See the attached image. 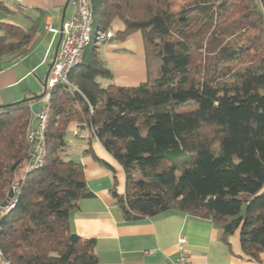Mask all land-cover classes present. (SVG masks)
Wrapping results in <instances>:
<instances>
[{"label": "trees", "instance_id": "obj_1", "mask_svg": "<svg viewBox=\"0 0 264 264\" xmlns=\"http://www.w3.org/2000/svg\"><path fill=\"white\" fill-rule=\"evenodd\" d=\"M90 9L95 29L120 19L114 37L140 33L146 80L102 86L98 78L113 75L91 43L69 74L72 86L0 105L2 264H99L95 240L69 225L70 211L92 196L83 165L65 158L73 121L122 167L124 193L112 196L124 219L167 211L210 219L223 240L238 229L243 254L260 261L264 0H90ZM0 30V56L23 54L35 35L34 25L0 22ZM47 93L45 157L26 172L34 151L30 105Z\"/></svg>", "mask_w": 264, "mask_h": 264}, {"label": "crops", "instance_id": "obj_2", "mask_svg": "<svg viewBox=\"0 0 264 264\" xmlns=\"http://www.w3.org/2000/svg\"><path fill=\"white\" fill-rule=\"evenodd\" d=\"M2 2L0 22L23 29L34 25L35 35L23 54L0 56V105L11 104L33 94L41 97L49 64L54 57L61 19L69 18L73 13L71 0ZM47 26L54 31L48 30ZM110 40L101 46L106 54L117 48L108 43ZM145 79L146 74L140 82ZM100 84L115 83L107 81ZM46 102V97H43L30 105L32 132L37 126L34 115ZM69 132L73 138L66 139L65 158L83 165L85 181L92 192L91 197L80 199L77 207L70 211L69 225L80 237L95 240L99 264H168L181 250L200 264H264V252L260 261L243 254L238 229L223 240L219 228L210 219L175 211L139 220L124 219L112 196L113 189L119 194L124 193L122 167L89 130H78L77 123L73 121L67 127L66 133ZM180 237L185 239L182 248Z\"/></svg>", "mask_w": 264, "mask_h": 264}, {"label": "built area", "instance_id": "obj_3", "mask_svg": "<svg viewBox=\"0 0 264 264\" xmlns=\"http://www.w3.org/2000/svg\"><path fill=\"white\" fill-rule=\"evenodd\" d=\"M73 13L63 20L61 24V40L54 58L53 65L49 70L46 88L51 89L59 83L72 86L69 74L82 58L84 50L91 43L98 44L113 37L110 30H100L93 27L90 0H71ZM48 30L54 31L47 26ZM47 101L49 93L45 96ZM37 126L34 132L30 130L29 138L34 141L33 154L25 167V171H31L39 167L45 157V125L47 120V107L40 108L35 113ZM185 239L179 238V244H184ZM4 264H9L5 261ZM168 264H200L192 260L190 255L181 250L176 258L170 259Z\"/></svg>", "mask_w": 264, "mask_h": 264}, {"label": "rangeland", "instance_id": "obj_4", "mask_svg": "<svg viewBox=\"0 0 264 264\" xmlns=\"http://www.w3.org/2000/svg\"><path fill=\"white\" fill-rule=\"evenodd\" d=\"M181 4V2H177L174 9L179 10ZM122 29L123 23L120 19H115L109 28L113 33V38L108 43L111 46H116L117 48L115 50L106 54L104 47H101L103 44L98 43L103 62L111 70L113 75L111 79L98 78V81L102 84L110 81L116 85L133 86L139 84L146 74L144 47L140 33L138 31L132 32L124 39L114 37L116 32ZM70 137L73 138L71 133H66V139ZM0 264H2L1 259Z\"/></svg>", "mask_w": 264, "mask_h": 264}, {"label": "water", "instance_id": "obj_5", "mask_svg": "<svg viewBox=\"0 0 264 264\" xmlns=\"http://www.w3.org/2000/svg\"><path fill=\"white\" fill-rule=\"evenodd\" d=\"M61 22H63V17L61 19ZM61 37H62V34H61V27H60L58 40H57V43H56V46H55V49H54V57H53V60L51 61V63L49 64V70H50V68L53 65V61H54V58H55V56L57 54V50H58V47H59V44H60ZM46 81H47V78L45 79L44 84H43L44 89L46 88ZM44 93H45V91H43L41 96H43ZM5 105H7V104H5ZM13 196H14L13 188H10L9 192H8V195H7V198L1 204V210L2 211H4L7 208L8 202L13 198Z\"/></svg>", "mask_w": 264, "mask_h": 264}]
</instances>
